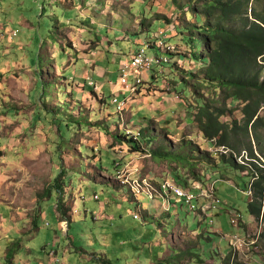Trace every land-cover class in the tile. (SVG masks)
Masks as SVG:
<instances>
[{"label": "rangeland", "instance_id": "1", "mask_svg": "<svg viewBox=\"0 0 264 264\" xmlns=\"http://www.w3.org/2000/svg\"><path fill=\"white\" fill-rule=\"evenodd\" d=\"M168 1H1L0 174H7L4 187L7 200L22 207L19 218L30 223L36 215L39 219L38 229L32 228L30 237L10 235L22 244L15 254L12 252L11 262L5 256L10 237L0 240V264H22L20 260L40 264H96L91 256L94 259L103 256L112 264H208L212 259L221 264V257L213 247L226 256L230 251L228 239L243 238V227H251L247 232L258 231L260 240H264V219L257 221L248 210L251 201L262 202L264 207V197L261 201L257 199L253 186L248 196L253 176H245L238 166L237 170L228 164L219 165L218 171L212 172L196 168V174L203 175L202 185L207 190L212 186L220 200L218 210L206 220L199 212H190L180 200L171 197L170 207L165 210L163 199L150 200L145 195L135 198L120 183L141 175L157 186L166 177L173 179L175 169L173 163L132 153L125 144L116 143L113 136L120 132L137 133L150 127L156 133L155 142L148 147L152 150L162 144L177 148L190 140L192 149L198 152H193L194 160L198 155L215 152L200 139L190 124V114L183 111L186 108L182 105L192 98V91L180 81L179 74L183 66L187 69L193 63L189 67L185 64L172 67V62L155 64L152 72L155 80L146 77L135 96L128 97L126 93L118 96L119 100L124 96L129 98L122 114L111 103L109 88H101L97 77L93 78V87L80 76L75 80L74 72L80 73L86 66L81 57L85 59L87 54L82 52L94 50L98 53L92 51L86 61L93 59L101 67L108 65L115 83L120 70L114 65L116 60L110 47L118 49L115 53L123 51L127 55L130 46L141 47L147 40H153L151 35L160 30L164 18L176 22L178 18ZM194 20L187 13L176 24L181 26V21ZM10 30L16 31L17 36L11 37L6 32ZM146 52L158 58L168 56L158 48ZM166 83L171 86V95L180 93V101L167 95ZM233 120L238 123L241 120L237 108L224 118L225 122ZM251 133L238 126L234 156L224 159L225 163L247 164L253 170H248L250 174H259L264 168V129L256 132L260 146L253 143ZM113 143L115 147H111ZM249 145L256 157L253 164L247 159ZM114 158L126 162L115 173ZM62 170L65 172L60 178ZM178 172L186 180H193L186 177L184 170ZM58 178L62 181V199L70 210L68 219L65 218L69 221L67 232L59 228L62 219L60 216L58 219L55 206L60 195L51 188ZM182 180L179 186L185 187ZM46 189L52 190V196L41 201L47 198L43 193ZM105 202H108L106 210L101 214L100 206ZM8 213L5 211L4 215ZM235 213L242 217L243 227L231 225V215ZM134 214H140V219L136 220ZM110 215L113 217L108 218ZM211 220L213 227L209 224ZM259 243L262 251V242ZM51 250L57 252L59 262L50 261ZM187 250L189 257L183 254L178 258Z\"/></svg>", "mask_w": 264, "mask_h": 264}, {"label": "trees", "instance_id": "2", "mask_svg": "<svg viewBox=\"0 0 264 264\" xmlns=\"http://www.w3.org/2000/svg\"><path fill=\"white\" fill-rule=\"evenodd\" d=\"M168 3L178 19L187 13L195 19L190 23L181 21V26L176 24L178 19L173 22L175 35L182 41V48H176L177 53L173 55L177 54L182 60L175 61L172 67L183 64L189 67L193 63V67L187 69L183 66L179 74L180 81L192 91V98L182 105L186 108L183 111L190 114V124L195 127L200 139L215 152L198 155L194 160L195 150L192 149L190 140L177 148H167L162 144L152 150L148 147L155 142L156 133L150 127L142 128L137 140L129 138L125 132L113 136V140L120 145L125 144L132 153L139 152L153 159L173 163L175 169L171 179L176 184L183 179L185 187L191 180L189 177H192V181L204 180L202 173L196 174L197 167L207 168L212 172L226 164L233 168L238 166L242 169V174L253 176L256 198L261 201L264 197V168L259 170V174H250L248 170L252 169L247 164L240 166L230 161L225 163L224 157L234 156L238 126L246 133L252 132L253 143L261 145L256 132L264 129V0H169ZM170 22L172 21L164 18V23ZM140 25H144L143 20ZM150 25L149 22L148 29ZM179 96L180 101L182 98ZM236 108L241 119L240 125L236 120L225 122L224 118ZM111 147H115L114 143ZM219 148H224L227 153L224 155L216 151ZM247 151V159L253 164L256 157L251 145ZM213 158L221 160L213 162ZM125 164L123 160L114 158L113 173L119 172L120 167ZM179 170H184L189 179L186 180ZM64 172L65 170L60 172V178ZM51 188L56 189L60 195L57 198L59 216L62 220L68 219L70 210L62 199V181L58 178ZM51 191L46 189L43 193L50 198ZM248 210L259 221L263 211L262 202H250ZM38 219V215L32 219V228L38 227ZM11 246L12 249L8 248L6 255L9 262L14 256H11L12 252L15 254V249L20 247V242H14ZM183 254H188L189 257L187 250L178 258L181 259ZM102 257L96 258L99 264H112Z\"/></svg>", "mask_w": 264, "mask_h": 264}, {"label": "built area", "instance_id": "3", "mask_svg": "<svg viewBox=\"0 0 264 264\" xmlns=\"http://www.w3.org/2000/svg\"><path fill=\"white\" fill-rule=\"evenodd\" d=\"M1 1L0 0V11H1ZM175 17V16H174ZM11 37L17 36V32L10 30L6 31ZM175 34V25L173 22L168 24L164 23V26L160 28V30L153 35L151 38L153 40H147L146 43L141 46L136 52L132 55V57L120 66V77L119 82L115 85V87H119L112 93V104L116 107V111L118 114H122L127 106V100L129 98L125 97L122 100H119L118 96L120 94H129L130 96H135L140 91L142 85L153 72V66L155 64H171L172 58L170 55L177 52L176 47L173 44L169 43V38ZM158 48L168 56L163 58H158L157 55H150L146 52V49ZM88 85L92 86L95 84L92 77L87 78ZM171 86L166 83L164 90L167 91V95L174 100H179V95L176 92L171 95L172 89ZM129 138L137 140L140 136L139 131L136 132H127L126 133ZM221 154H226L227 151L224 148H219L218 150ZM120 183L124 186H127L132 195L135 198H138L141 195H145L148 199L154 200L155 198L163 199V206L165 210L169 209L170 203L168 199L173 197L176 200H180L190 212L196 211L199 212L204 220H206L209 215L212 217V212L218 210V205L220 204V200L217 199L215 195V189L213 187H209L207 190L201 181H192L189 180L186 187H181L179 184H176L171 178L166 177L163 182L159 183L157 186L152 185L149 178L142 177L139 175L138 177L122 180ZM253 186V183L248 187V196L250 197V189ZM196 194H195V193ZM95 198L98 199V196L95 195ZM196 203L194 206L193 203ZM252 202V201H251ZM264 207L262 211V216L260 220L264 219ZM134 218L136 220L140 219V214H134ZM231 225L233 227H243V219L242 217L235 213L233 216L231 215ZM210 226L213 227V221L209 222ZM61 230L67 232L69 227L68 220H62ZM245 236L240 238L238 236H232L228 239L230 251L223 258V261L226 264H261V261L264 257V240H260V233L257 231L253 233L251 231L247 232V229L251 227H243ZM213 232L221 235L218 231L213 230ZM207 236L210 234L207 232ZM209 239V238H208ZM262 242V251L260 249ZM220 255L219 249H216ZM50 261L53 263L59 262L57 258V252L51 250L49 253ZM245 259V261L243 260ZM214 261V259H212ZM214 264V263H213Z\"/></svg>", "mask_w": 264, "mask_h": 264}, {"label": "crops", "instance_id": "4", "mask_svg": "<svg viewBox=\"0 0 264 264\" xmlns=\"http://www.w3.org/2000/svg\"><path fill=\"white\" fill-rule=\"evenodd\" d=\"M164 21H160L161 23V26L163 27L164 26ZM138 25V24H137ZM137 30V29H136ZM145 31H148V29H144ZM144 32V31H143ZM172 38V39H171ZM169 43L173 44V46H176L177 50H180V48H182V41L180 40L179 36L176 34L172 35L170 38H169ZM140 47H133V46H130V50H129V53L126 55L123 51H120L119 53H115L118 49H114L113 47H110V49H112L113 52L112 53V56L115 58L116 62L114 63L115 66H117V70H120V66L123 64V63H126L131 55L136 52L137 49H139ZM153 49V48H152ZM95 52L94 54L96 55L98 53V51H94V50H91V52ZM90 53L88 52H82V54H87L86 57H88L90 55ZM177 53V52H176ZM91 56V55H90ZM83 59L82 60L84 61V63H86L85 65V69L80 72V73H76L74 72V75H75V80L79 77L81 79H87L89 76L94 78V80H96L95 78L97 77L99 81H96L97 83H100L101 85V88L105 87V88H109L110 90V93L112 94L113 91H115L116 89H118L119 87H115V85L119 82V77H116L115 79V83H113V78L114 77H111L112 76V73L110 72V68L108 67V65H102L99 66L98 65V62H96L95 60L93 59H90L89 61H86L88 59ZM180 60H182V58L180 56H177L176 55H173L172 56V64L176 61V62H180ZM102 62V61H101ZM69 64V63H68ZM171 64V65H172ZM32 65V63H31ZM55 68V67H54ZM71 77L72 76H69V80H71ZM150 79H153L155 80V76L154 74H151L149 76ZM104 81V82H102ZM156 81H155V85H156ZM159 96H157L155 99H157ZM160 100H161V97H160ZM162 101V100H161ZM178 105V104H177ZM6 178H7V174L5 175H1L0 174V240H6L8 237H10V240H9V243H14V242H17L15 240H12V234H16V235H20V234H25V235H30L32 234V223H30L29 221L26 222L27 220H21L19 218V213L21 215V212L19 209H21L22 207L18 206V205H13L12 202L10 200H7V197H8V194L6 193V190L4 189L5 187V181H6ZM86 181V180H84ZM94 181H96L94 179ZM97 182V181H96ZM111 183H107L106 185H110ZM123 188V186H121ZM115 188H118V187H115ZM124 190H126L124 188ZM127 191V190H126ZM2 194V195H1ZM50 198H44L43 200L41 201H44V200H48ZM134 201H136L135 199H133ZM41 201H39V205L41 203ZM64 203L66 205V201L64 200ZM108 203V202H107ZM106 202L104 204H102L100 206V212H104L106 210ZM40 208V212L42 213V208L41 206L39 207ZM19 210V212H18ZM55 210L57 212V216H58V219H59V212L57 210V204L55 206ZM7 211L9 212L8 213V216H5L4 215V212ZM70 212V211H69ZM103 212L101 214H103ZM108 218H112L113 216L110 215V216H107ZM62 220L59 219V228L61 230V223ZM28 223V224H27ZM36 230L38 229L35 228ZM35 230V231H36ZM218 233H220L218 231ZM9 243L7 242V248H9ZM11 245V244H10ZM20 247H22V244H20ZM213 250H216V247H213ZM8 252V250H7ZM218 255L219 253L217 251H215ZM6 253V251H5ZM213 254V253H212ZM6 256V255H5ZM221 257V260H222V263L221 264H226L224 261H223V258L225 257V255H222L220 253L219 255ZM97 258V257H96ZM91 260H93L96 264H99L97 262V259H94L92 258V256L90 257ZM20 263L22 264H40V263H37L35 261H29V260H25V261H22L20 260ZM216 264L215 260L212 261L210 260L208 264Z\"/></svg>", "mask_w": 264, "mask_h": 264}, {"label": "bare ground", "instance_id": "5", "mask_svg": "<svg viewBox=\"0 0 264 264\" xmlns=\"http://www.w3.org/2000/svg\"><path fill=\"white\" fill-rule=\"evenodd\" d=\"M127 95H128V97H129V94H127ZM125 97H127V96H124V98H125ZM128 97H127V98H128ZM125 109H126V108H125Z\"/></svg>", "mask_w": 264, "mask_h": 264}]
</instances>
